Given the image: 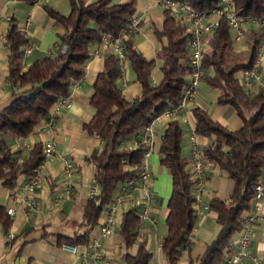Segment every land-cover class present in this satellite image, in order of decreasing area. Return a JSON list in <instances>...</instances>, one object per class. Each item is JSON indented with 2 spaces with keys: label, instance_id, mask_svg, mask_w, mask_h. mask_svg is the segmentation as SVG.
<instances>
[{
  "label": "trees",
  "instance_id": "1",
  "mask_svg": "<svg viewBox=\"0 0 264 264\" xmlns=\"http://www.w3.org/2000/svg\"><path fill=\"white\" fill-rule=\"evenodd\" d=\"M67 1L66 13L44 6L63 31L57 35L50 51L26 66H23L21 46L27 37L12 18L8 19L4 42L7 47L6 80L11 93L10 99L0 107V183L5 186H11L18 174L32 173L42 158L40 141L22 149L10 145L13 136L26 135L47 117L60 97L69 93L71 82L83 75L84 65L92 55V44L99 41L101 32L120 34L128 18L135 14V4L131 0ZM186 1L199 10H207L218 3V0ZM228 2L239 15H255L264 9V0ZM133 32L121 33L120 42L123 62L128 63L140 88L134 95L125 97L121 87L122 66L109 43L88 95L94 110L90 119L83 123L87 133L101 139L100 150L90 154L98 192L94 197L87 196L83 202L81 219L85 228L72 234L59 233L58 241L82 242L86 239L88 226L95 223L116 187L137 173L144 147L138 141L129 140L137 138L145 123L177 100L188 78L187 21L173 17L162 7L160 25L153 26L154 35L163 39L159 48L160 76L154 82L150 79L153 58L145 57L136 48ZM241 36L247 45L244 49H236L232 27L224 17H219L218 24L205 36L200 77L215 90L214 102L226 104L239 117L240 124L229 126L212 118L205 106H190L193 131L207 138L199 145L203 163H215L233 180L226 197L212 196L207 201V206L220 214L221 224L197 256L196 264L222 261L226 241L241 228L242 215L252 202V185L259 179L264 165V87L243 88L235 73L248 66L257 55L264 30L259 26L247 27ZM182 132L180 117L170 116L157 148L159 163L167 168L171 178L165 204L166 231L161 239L162 264H178L181 251L192 243L190 232L196 219L194 180L182 154ZM137 211L136 207L122 211L117 225L124 247L121 253L124 264H147L151 254L143 242L137 243L134 253L127 250L135 240L139 223ZM0 217L5 221V213L0 212Z\"/></svg>",
  "mask_w": 264,
  "mask_h": 264
},
{
  "label": "crops",
  "instance_id": "2",
  "mask_svg": "<svg viewBox=\"0 0 264 264\" xmlns=\"http://www.w3.org/2000/svg\"><path fill=\"white\" fill-rule=\"evenodd\" d=\"M45 5L62 13L66 9L58 0L31 2L0 0V107L10 99L11 93V86L6 80L7 47L4 42L8 19L12 18L21 30L25 27V21L28 20L24 34L27 41L31 42V47L28 52H22L23 66H26L34 58L50 51L57 35L63 31V27L46 12ZM146 12L147 6L142 10L135 9V13L139 14L142 20L134 30L133 37L136 48L145 57L153 58L154 61L155 47L159 51L163 39H158L153 33V26L156 25L153 19L147 20L148 23L144 24ZM254 26L256 25L249 23V27ZM234 40H240L245 47L247 45L242 36ZM263 47L264 39L260 45V53ZM105 51L106 48H102L98 54L92 55L87 60L78 84L69 90V104L59 105L54 109V133L46 124L39 121L26 135L13 136L10 142L12 147L27 149L34 141H40L43 144L53 135L55 151L53 157L40 166L38 170L40 181L33 186L31 191L25 190L23 186L26 179L24 174H18L11 186L0 183V212L6 215L5 221L1 219L2 215L0 217V264H106L104 260L108 262L107 264H124L121 256L124 247L121 244V235L117 230V225L122 211L129 207L139 208V203L133 201L134 199H128L116 207L114 212L116 218L108 233L100 234L98 224L103 219L110 201L101 209L95 223L88 226L86 239L82 242L95 237L100 245L101 257L99 259L93 261L89 249L85 248L86 254L83 261L78 255L60 248V241H58L59 233L72 234L81 232L85 228L81 219V210L87 197V185L93 171L90 154L100 150L101 139L87 133L83 128V123L90 119L94 110L88 101V95L92 81L102 67ZM122 65L121 87L125 97H130L138 92L140 85L134 79L133 71L131 75L128 63L124 61ZM261 67L263 71L262 63ZM159 76L160 72L158 76L151 73L150 79L154 82ZM203 83L202 80L198 81L193 99L186 103L184 113L178 115L183 128L182 154L187 159L188 167L190 164L189 147L192 142L194 141L199 146L207 139L193 131L191 105L205 106L209 109L212 118L227 125L230 123L232 127L240 124L239 117L233 110L228 109L226 104L214 102L215 91L211 98L198 95L197 90L200 86L208 92L210 90V86L204 83L205 86ZM168 118L166 115L159 114L153 121L151 148L147 156V166L150 171V201L147 215L139 218L135 240L127 248L130 253H134L137 243L143 242L151 251L147 264H162L163 262L161 239L166 231L165 204L170 193L171 178L167 168L159 163L157 148L162 129ZM62 155L67 156L71 163L69 178L61 163ZM204 169L206 177L199 191V199L197 203H194L197 210H195V223L190 232L192 243L189 247L183 248L178 264H186L189 261L191 264H196L197 256L221 224L220 214L208 207L207 201L212 196L226 197L233 185V180L226 176L215 163H204ZM262 178H264V165L259 179ZM26 196H32L35 200L31 208H26L21 203ZM7 206H13L11 214L6 212ZM261 210L264 215V201L261 203ZM8 231L13 233L10 238L6 236ZM251 251L259 258L261 264H264V217L257 220L252 229Z\"/></svg>",
  "mask_w": 264,
  "mask_h": 264
},
{
  "label": "built area",
  "instance_id": "3",
  "mask_svg": "<svg viewBox=\"0 0 264 264\" xmlns=\"http://www.w3.org/2000/svg\"><path fill=\"white\" fill-rule=\"evenodd\" d=\"M38 1V0H33ZM158 5L165 7L169 13L175 17L188 22L189 36H188V58L187 63L189 66L188 78L182 87L181 93L177 100L171 105L162 110L161 113L168 117L173 115H181L184 113L186 103L193 99L196 86L202 74L201 54L205 47L206 34L211 31L219 21V17H224L227 23L233 29V38L237 39L241 36L244 25L249 22L256 26L262 27L264 30V9L255 15H239L236 14L230 7L228 0H218V3L207 10L196 9L186 0H155ZM139 14H132L125 25L122 27L121 33L134 31L140 21ZM25 27L22 31L25 33ZM120 34L112 35L108 31H102L99 41L92 44V55H96L102 48H106L111 44V50L117 55L118 63L123 67L122 57V44L120 42ZM31 47V42L26 41L22 47V52L26 53ZM64 49V45L61 46ZM260 50L257 55L252 59L250 64L246 67L239 69V81L243 88L264 87V73L262 72L261 63L259 60ZM91 55V56H92ZM79 79L71 82V87L78 84ZM69 95L60 97L50 108L46 118L42 119V123L46 124L51 131L55 132L54 125V109L59 105H68ZM158 114V115H159ZM157 117L154 116L150 121L145 123L141 128L137 138H132L131 142L142 143L144 150L142 152V159L137 173L133 177L125 178L117 187V190L111 198L106 207L103 219L98 224V231L100 234H106L110 231L111 225L115 221V210L117 206L122 205L128 199H138L139 208L137 211L138 218H143L147 215V208L150 201V171L147 166V156L151 148V135L153 130V121ZM183 118H185L183 116ZM54 136L47 138L41 147L42 158L36 165L34 171L26 176L24 188L31 191L33 186L40 181L38 170L43 162L49 161L55 151ZM191 175L194 180V197L197 203L199 199V191L203 187L206 177L202 153L199 146L193 141L189 147ZM63 168L69 178L70 161L67 156L60 157ZM98 183L92 176L87 185V196L94 197L98 192ZM253 197L250 207L243 213L241 218V228L234 235L229 237L225 244L223 259L221 264H261L259 258L251 251L252 242V229L257 220L263 219L264 215L261 210V203L264 201V178L256 180L252 185ZM32 196H26L22 199L21 203L26 208H31L34 204ZM6 212L11 214L13 206H7ZM195 210L197 206L195 205ZM13 235L12 231L6 233L7 238ZM59 247L68 250L78 255L83 261L85 259L86 249H89L93 261L101 257L100 245L98 240L93 237L90 240L82 243L60 241ZM107 264L108 262L104 260ZM86 264V263H85Z\"/></svg>",
  "mask_w": 264,
  "mask_h": 264
},
{
  "label": "rangeland",
  "instance_id": "4",
  "mask_svg": "<svg viewBox=\"0 0 264 264\" xmlns=\"http://www.w3.org/2000/svg\"><path fill=\"white\" fill-rule=\"evenodd\" d=\"M57 1V0H56ZM62 6H64L65 12L66 13L69 9V4L67 0H58ZM111 1H120V0H111ZM135 4V9L142 10L143 7L147 6V12L144 14V24H147L150 19H153L156 25H160L161 22V17H162V7L156 3L155 0H131ZM60 12V11H59ZM137 14V13H135ZM148 20V21H147ZM245 28L249 27V23H246L244 25ZM234 43V42H233ZM234 47L236 49H244L245 46L244 44H241L240 40H236L234 43ZM154 63L152 66V71L151 73L154 74V76L159 75V68L157 62H159V51L157 47H155V55H154ZM259 58L261 60V63L263 64V73H264V47L261 48V53L259 54ZM130 73L132 75V70H130ZM236 75H239V69L235 71ZM151 77V75H150ZM203 85H205L203 83ZM206 86V85H205ZM209 87V86H208ZM255 88V85L252 86V89ZM209 92L201 88V86L198 88L197 92L200 97H206L211 98L213 96V91H215L212 87L209 88ZM229 126H232V124L229 123ZM133 201L138 202V199H134Z\"/></svg>",
  "mask_w": 264,
  "mask_h": 264
}]
</instances>
